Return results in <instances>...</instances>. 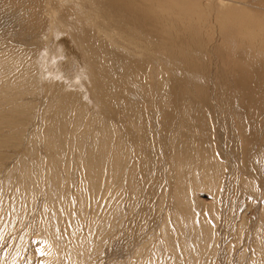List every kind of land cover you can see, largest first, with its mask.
Listing matches in <instances>:
<instances>
[{"label": "rangeland", "instance_id": "374dc122", "mask_svg": "<svg viewBox=\"0 0 264 264\" xmlns=\"http://www.w3.org/2000/svg\"><path fill=\"white\" fill-rule=\"evenodd\" d=\"M0 110V264H264V0H0Z\"/></svg>", "mask_w": 264, "mask_h": 264}, {"label": "bare ground", "instance_id": "6f19581e", "mask_svg": "<svg viewBox=\"0 0 264 264\" xmlns=\"http://www.w3.org/2000/svg\"><path fill=\"white\" fill-rule=\"evenodd\" d=\"M14 84V83H13ZM14 94V93H13ZM16 95V94H15ZM2 104V103H1ZM2 106V105H1ZM1 111V110H0ZM64 135H66V134H64ZM105 144V143H104ZM63 145V144H62ZM99 145V144H98ZM102 145V144H101ZM106 145V144H105ZM86 146V145H85ZM107 147V146H106ZM108 147H110L109 145H108ZM119 148H120V146H119ZM117 150H119V149H117ZM116 150V151H117ZM81 154V153H80ZM101 156L103 155V154H100ZM67 156V155H66ZM70 156V155H69ZM100 156V157H101ZM115 156H117V154L115 153ZM68 157V156H67ZM103 157H105V156H103ZM103 157H101L102 158V160H103ZM98 158V157H97ZM101 158H98V159H101ZM120 159H121V157H119ZM192 158V157H191ZM185 159V158H184ZM183 159V160H184ZM190 158L188 157V160H189ZM187 160V161H188ZM185 161H186V159H185ZM89 161H85V163L87 164ZM104 162V161H103ZM85 164V165H86ZM103 164V163H102ZM121 164V163H120ZM119 165V164H118ZM72 166V165H71ZM74 166V165H73ZM91 166H92V164H91ZM121 166V165H120ZM90 168L89 166H86V168ZM67 170H68V173L70 172V167H68L67 168ZM104 170V169H103ZM73 171V170H72ZM100 174H101V172H99V171H95V170H93L92 171V169L90 170H88V176H89V179L91 180V182L92 183H95V182H97L99 179H100ZM71 176H72V174H70ZM103 178V177H102ZM102 178H101V180H102ZM62 179V178H61ZM72 179V178H71ZM108 181V180H107ZM111 182V181H110ZM102 183V182H101ZM101 183H99V186H100V184ZM112 183V182H111ZM111 183H109V181L107 182V184H106V189L107 188H109V186H110V184ZM89 184H91L90 182H89ZM113 184V183H112ZM82 185V184H81ZM80 185V186H81ZM93 185V184H92ZM112 186V185H111ZM84 187H85V185H84ZM93 187V186H92ZM91 187V188H92ZM79 188V187H78ZM95 188H96V186H95ZM95 188H92V192H94V196L93 197H91V198H93V207L92 208H94V207H97L98 205H97V203H96V197L97 196H95V193L97 192V190L95 191ZM80 189V188H79ZM82 189V188H81ZM99 189V188H98ZM108 190V189H107ZM83 191H85V189L83 190ZM82 191V192H83ZM48 192V197H49V201L50 202H52V203H54L55 202V200H56V196H55V194H56V189L55 190H49V191H47ZM59 192V191H58ZM57 192V193H58ZM104 192V191H103ZM108 192L109 191H107L105 194H108ZM60 193V192H59ZM80 194V193H79ZM57 195H59V194H57ZM81 198V197H80ZM83 199V198H82ZM86 201H87V199H86ZM80 203V207H81V213H83V212H86V211H84L85 209H86V203L87 202H85V200H83V202H82V200H81V202H79ZM79 207V206H78ZM99 207H101V206H98V208H97V211L96 212H92L93 214H92V216H90V220H91V222H92V224H91V226L89 227V230H92L93 232H98V231H100V229L102 228V226H103V224H105L106 222L108 223V222H114L113 221V219L115 218L114 217V211L113 210H109V211H107V213H105L104 215H101L102 216V219L100 220V217H96V214H98L99 215V211H100V209H102V208H99ZM99 210V211H98ZM103 210V209H102ZM105 210V209H104ZM101 212V211H100ZM101 214V213H100ZM83 216L84 217H86L85 216V214H83ZM58 221V220H57ZM74 222V221H73ZM58 224V223H57ZM50 228V231L49 230H47V233H48V235H50L51 233H52V229H53V227L51 228V227H49ZM48 228V229H49ZM57 232V231H56ZM55 232V233H56ZM206 232V231H205ZM45 233V232H44ZM202 244H204V243H202ZM187 245H189V244H187ZM54 246L56 247L57 245H55L54 244ZM186 246V245H185ZM188 248V247H187ZM184 249H186V248H184ZM188 251V250H187ZM193 251V250H192ZM192 251H190L191 253H193L194 254V252H192ZM195 251V250H194ZM58 252H59V249H58ZM62 252V251H61ZM61 252H59V253H61ZM189 252V251H188ZM189 252V254L191 255V253ZM201 253V252H200ZM195 254H199V253H195ZM187 256H188V254H187ZM193 257H195V256H193ZM196 258V257H195ZM199 258H201L200 257V255H199ZM190 259H192L191 257H190ZM197 259V258H196ZM192 261H196L195 259L194 260H192ZM199 262V261H198ZM196 263H197V261H196ZM198 264V263H197Z\"/></svg>", "mask_w": 264, "mask_h": 264}]
</instances>
